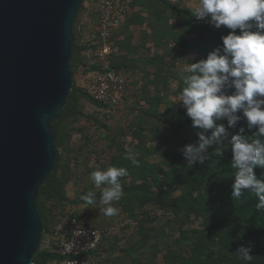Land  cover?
I'll return each instance as SVG.
<instances>
[{
	"label": "rangeland",
	"instance_id": "374dc122",
	"mask_svg": "<svg viewBox=\"0 0 264 264\" xmlns=\"http://www.w3.org/2000/svg\"><path fill=\"white\" fill-rule=\"evenodd\" d=\"M239 1L132 0L137 11L124 19L112 43L119 50L114 65H124L133 91L105 113L79 95L68 99L72 89H82L86 72L96 65L101 0H81L71 26L70 92L59 117L50 122L55 162L49 175L54 171L52 177H57L55 195H49L48 175L35 197L46 226L38 251L52 253L45 248L49 236L75 214L105 230L100 264H181L192 259L195 264H237L241 228L229 217L230 203L210 206L224 184L211 177L168 189L163 182L212 148L207 131L193 130L191 123L214 127L219 106L192 100L188 84L200 83L203 96L211 93L205 88L209 83L214 90H233L226 80L235 76L226 73H234L225 66L228 59L241 53L264 57V50L254 54L253 45L260 42L249 45L237 37L264 26V19ZM165 2L178 12L167 10ZM152 177L162 183L151 184ZM143 186L148 189L146 203L140 201ZM193 200L199 212L190 209ZM217 208L216 221L209 214L216 215ZM225 243L232 249L223 245V250ZM260 246L247 249L244 264L263 259Z\"/></svg>",
	"mask_w": 264,
	"mask_h": 264
},
{
	"label": "water",
	"instance_id": "95a60500",
	"mask_svg": "<svg viewBox=\"0 0 264 264\" xmlns=\"http://www.w3.org/2000/svg\"><path fill=\"white\" fill-rule=\"evenodd\" d=\"M81 0H0V264H32L43 233L38 188L53 169L49 123L71 88Z\"/></svg>",
	"mask_w": 264,
	"mask_h": 264
},
{
	"label": "trees",
	"instance_id": "16d2710c",
	"mask_svg": "<svg viewBox=\"0 0 264 264\" xmlns=\"http://www.w3.org/2000/svg\"><path fill=\"white\" fill-rule=\"evenodd\" d=\"M163 5L175 14L178 12V9L168 2ZM239 6L247 12L257 14L264 19V0H241ZM180 13L186 19L190 18L186 12L182 11ZM219 34L222 35L221 32ZM237 37L243 43L249 42V45L256 42L254 40L260 42V45H253L254 54L259 49L260 51L264 50V26L239 34ZM73 56L74 46L72 44L71 61ZM254 56L247 57L243 53L234 54L225 63L227 69L234 70V73L226 71L229 75L235 74L231 77L232 79H226L233 84V90H228L225 87L214 90L209 83V85H205V88H210L211 90L207 89V92L211 91V93L203 96L199 91L200 83L188 84V88L191 87L188 93L192 100L196 102L204 101L208 106L213 104L219 106V113L215 117L214 127H211L210 124L191 123L193 130L196 129L198 132L207 131L208 139L213 142L212 148L206 154L201 155L195 163L186 166L184 171H177L168 180H163V184L168 189L176 184H185L189 179L198 183L211 177L215 181L219 179L224 184V189L220 194H213L214 202L210 206L213 207L216 203H230L229 217L241 228V238L237 245H239L242 253L238 255L239 261L237 264H244L246 251L252 244L255 246L261 245V252H258V254L263 253V259L260 262L251 264H264V57ZM115 58L116 56L111 59L110 66L115 70H120L121 67L114 65ZM96 69V66L91 67V70ZM249 85H252V88ZM183 92V90H179V94ZM78 95L92 105L99 107L91 100L86 91L80 88L72 89L68 99L75 98ZM52 127L53 124L50 123V128L53 130ZM233 163L234 165H232ZM189 172L191 177L188 175ZM53 174L54 171L46 180L52 190L49 194L52 197L55 195V179L57 178H53ZM143 182L146 183V181ZM150 182L154 185L162 183L155 177H152ZM144 187L141 189L145 194V197L144 194L141 195L140 201L142 203L147 202L146 192L148 189ZM36 197H38V194ZM193 202L195 207L189 204L190 209L199 212L196 205L197 201L193 200ZM204 203H206L205 200ZM35 207L43 227V234H45L46 226L43 217L36 204ZM218 209L220 208H217L216 215L209 214L216 221L219 219ZM223 245L231 248L229 244L225 243L221 245L223 250H226V246ZM233 246L237 248L235 245ZM221 253V255H226L224 251ZM49 260L59 259L54 253L38 251L33 257L32 264H46ZM181 264L195 263L192 259V261L188 260L187 263L182 260Z\"/></svg>",
	"mask_w": 264,
	"mask_h": 264
},
{
	"label": "built area",
	"instance_id": "2783aa9c",
	"mask_svg": "<svg viewBox=\"0 0 264 264\" xmlns=\"http://www.w3.org/2000/svg\"><path fill=\"white\" fill-rule=\"evenodd\" d=\"M131 5V0H102L98 10L93 53L97 69L86 72V80L80 87L105 113L121 106L127 95V77L121 70L111 68L110 62L119 55L112 40ZM105 236L103 228L89 226L71 215L49 236L45 248L51 247V252L59 259L52 264H100Z\"/></svg>",
	"mask_w": 264,
	"mask_h": 264
},
{
	"label": "crops",
	"instance_id": "0c3cea01",
	"mask_svg": "<svg viewBox=\"0 0 264 264\" xmlns=\"http://www.w3.org/2000/svg\"><path fill=\"white\" fill-rule=\"evenodd\" d=\"M99 7H100V4H99ZM136 11L137 10L135 9V7H133V5H131L130 11H129V13H128V15H127V17L125 19L130 18L134 13H136ZM95 31H96V24H95ZM118 40H121V39H118ZM124 69H125L124 65H122L120 70L125 74ZM125 76L127 77L126 74H125ZM130 82H131V80L129 79V77H127V93H129V92L131 93L133 91V88L129 84ZM103 251H104V248H103V245H102L101 250H100V255L103 254Z\"/></svg>",
	"mask_w": 264,
	"mask_h": 264
}]
</instances>
